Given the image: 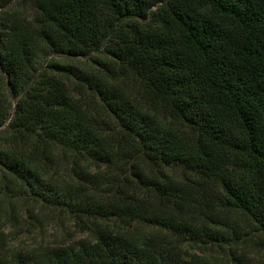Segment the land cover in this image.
<instances>
[{
	"label": "trees",
	"instance_id": "16d2710c",
	"mask_svg": "<svg viewBox=\"0 0 264 264\" xmlns=\"http://www.w3.org/2000/svg\"><path fill=\"white\" fill-rule=\"evenodd\" d=\"M0 188L85 235L0 264H243L190 250L264 243V0H0Z\"/></svg>",
	"mask_w": 264,
	"mask_h": 264
},
{
	"label": "rangeland",
	"instance_id": "374dc122",
	"mask_svg": "<svg viewBox=\"0 0 264 264\" xmlns=\"http://www.w3.org/2000/svg\"><path fill=\"white\" fill-rule=\"evenodd\" d=\"M15 7L17 8L14 3H11L3 10L14 9ZM20 10L29 16L35 13L34 9L28 4H24ZM96 58L102 59L100 56L95 57V54H90L87 58H65L43 53L40 55L38 63L41 69H47V66L54 62L71 66L73 70L66 72V74H68L72 87L78 85L77 88H80V91L87 93V84L84 80H91L92 76L100 72H106L97 63ZM110 69L112 72H116L113 75L119 74L117 67H114V69L110 67ZM107 75L111 76L108 72ZM117 78L128 88L136 87V82L130 75L121 77L119 74ZM86 100L94 107H98L97 100L91 94L86 96ZM3 192L4 189L0 188V196ZM7 201L6 199V203H8ZM29 201L26 199L23 204H18L19 211H22L20 217H17V215L15 219H9L8 215L4 216V218L0 217V241L3 240L6 250H10L11 252H41L44 248L56 247L62 244H73L85 238V235L74 231L73 222L69 217L52 211L45 206H31ZM25 208H28L30 212L25 214ZM232 235H234L233 243L223 244L221 247L213 246L200 250L192 249L190 253L211 254L222 263L237 261L239 259L243 264H264L263 240H259L256 234H253V231L248 230L242 224H238L236 231Z\"/></svg>",
	"mask_w": 264,
	"mask_h": 264
}]
</instances>
